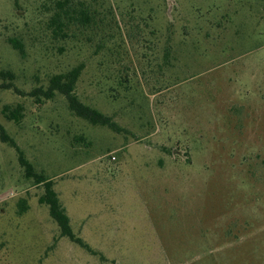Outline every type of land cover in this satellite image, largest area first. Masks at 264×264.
<instances>
[{
  "label": "rangeland",
  "instance_id": "374dc122",
  "mask_svg": "<svg viewBox=\"0 0 264 264\" xmlns=\"http://www.w3.org/2000/svg\"><path fill=\"white\" fill-rule=\"evenodd\" d=\"M79 66L113 127L31 94ZM0 72V125L94 251L0 139V264H264V0H0Z\"/></svg>",
  "mask_w": 264,
  "mask_h": 264
},
{
  "label": "trees",
  "instance_id": "16d2710c",
  "mask_svg": "<svg viewBox=\"0 0 264 264\" xmlns=\"http://www.w3.org/2000/svg\"><path fill=\"white\" fill-rule=\"evenodd\" d=\"M64 13L67 12L64 10ZM82 14V12L80 13ZM58 19L60 18L59 14H56ZM81 16L80 18H83ZM82 20V19H81ZM61 22L58 21V29H60ZM12 47L16 50H21V45L17 40H10ZM75 67L66 73H60L52 76L49 80L48 86L43 88L33 89L31 94L36 96L39 99V96L42 95L45 98H50L54 95L55 92L64 95L67 102L68 107L71 111L75 112L76 115L81 118L86 119L92 124H101V125H109L113 127L114 124L111 122V119L94 108L85 105L82 103L74 92L75 82L80 72V68ZM0 75L5 77L6 75L12 78L13 74L11 72H0ZM2 113L4 117L18 124L23 117V106L21 104L16 105V107L11 108L8 105H5L2 109ZM0 139L3 142L9 143L10 146L14 147L18 153V160L21 166H23L25 171V176L27 178H33L35 184H41L43 186V193L38 196V202L41 204H46L48 206L49 214L51 218L56 222L59 227L60 235L63 237H67L70 241L75 244L85 248L86 250L94 253L93 250L86 244L79 236L75 235L71 229L69 223V217L67 216L65 209L60 204L57 193L53 190V182L50 179L45 178L42 174H38L34 171L33 166L26 160L23 156L22 151L16 145L14 140L10 138L4 128L0 125Z\"/></svg>",
  "mask_w": 264,
  "mask_h": 264
}]
</instances>
